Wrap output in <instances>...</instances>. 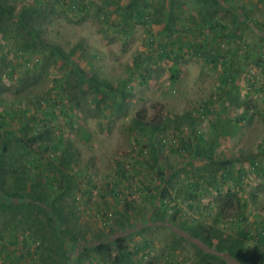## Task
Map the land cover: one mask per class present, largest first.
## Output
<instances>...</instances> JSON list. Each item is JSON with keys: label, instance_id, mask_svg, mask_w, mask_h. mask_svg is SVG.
<instances>
[{"label": "rangeland", "instance_id": "1", "mask_svg": "<svg viewBox=\"0 0 264 264\" xmlns=\"http://www.w3.org/2000/svg\"><path fill=\"white\" fill-rule=\"evenodd\" d=\"M3 1L0 150L8 166H26L7 184L17 175L48 208L54 199L59 229L83 254L68 256L39 203L25 200L0 204V264H260L212 250L197 226L239 255L264 254V0H122L149 7L126 25L94 8L105 0ZM30 7L41 10L31 19L42 43L66 58L19 26ZM36 131L44 140L25 145ZM107 238L110 250L88 247Z\"/></svg>", "mask_w": 264, "mask_h": 264}, {"label": "trees", "instance_id": "2", "mask_svg": "<svg viewBox=\"0 0 264 264\" xmlns=\"http://www.w3.org/2000/svg\"><path fill=\"white\" fill-rule=\"evenodd\" d=\"M2 2L5 3V1L0 0ZM85 2H89V0H84ZM38 3H40L39 1H37ZM122 0H105V3L102 4L101 6H99L100 8L94 7L96 9H99L102 11V15L105 17L106 21H109L108 23L111 22V18H112V14L115 12H118L121 16H122V24L124 23L129 24L131 19L134 20H139L141 18H146L148 17V15L146 14L147 11L149 10L148 6H142L138 5L137 2H135L132 6H129V4L125 5L121 3ZM95 5H98V3L96 2H92ZM73 6H75L78 10L77 13H86V11L88 9L85 10V8H82V6H80L79 4H74ZM83 6H86V4H83ZM112 7V8H111ZM114 7V9H113ZM95 9V10H96ZM43 12V10H42ZM33 13L38 14V17H40L41 14V10L40 8H28L27 10H23L18 17V24L20 27H22L24 30H26L32 38V43L35 45L36 43H42L41 39H40V29L39 27L42 26L41 23L37 22L36 19H31V16ZM8 8L6 5H4L3 3L0 2V32L4 29L3 28V20H4V15H8ZM11 17H13L12 14H10ZM106 24V23H105ZM32 44L30 43H26V45H23V48H28L31 47ZM42 46L44 47V49L49 50L50 54H55L57 56V58H66V53L63 52V50L60 47H54L52 45H48L47 43H42ZM5 47V46H3ZM160 47L163 48L164 44H160ZM9 51V50H8ZM163 51V50H162ZM171 51H166L167 55H170ZM8 55V52L4 51V53L1 56V59H5L6 56ZM75 71H77L79 74H81V70H76L77 67H74ZM172 73H173V80H177L178 76H179V70L177 67L172 69ZM81 79L85 80L84 77L79 76ZM88 81H90V84L93 88H95L96 90H98L99 92H106V91H110V92H116V88L114 85H112L110 82L106 81V80H99L96 77H91V78H87ZM120 96L126 97V92L124 91H120ZM146 111L147 110H142L140 112H138L137 114V123L139 126H144L145 125V120H146ZM210 111V110H209ZM160 116H158L159 119ZM194 118V116H193ZM196 118V117H195ZM194 118V119H195ZM203 135V134H202ZM45 138V132H40V131H36V133L34 135L28 136L27 140L25 141V145H31V147L38 143L41 140H44ZM192 141V139H191ZM60 142L61 139L59 138L58 143H56L54 145V150L58 151L60 146L59 144H61ZM194 142V141H193ZM25 148V147H24ZM8 150L7 146H5V148H3L2 150H0V204L1 205H5L7 207H11V206H18L20 204H26L25 200H30L31 202H29L30 204L33 203H39V204H35V206L38 207L39 211L41 213H44L47 217V221L49 223V227L53 228L55 230V234L54 235H59L61 236L62 234V239L65 240V244L67 246V250H68V256H70V254H75V258L74 260H79L82 257H80L83 252H79V248H80V244L77 243V239L74 238L72 236V234H70L69 232H65L61 229H59V226L61 225L62 221H63V217L62 214H60V209L57 207L54 199V205L49 206V208L47 207L46 204H44L42 197H34L32 195L31 192L28 191L27 189V185H25L24 181L25 180H19V177L16 175L15 176V182L11 185V184H7V180L6 177L8 175H14L16 173L19 174H25L26 171V166L22 167H14L11 165H7L5 164L4 161V152H6ZM27 150L23 151V154L26 153ZM199 156L204 157V158H208L210 160H213V155H208V154H203L202 151H199ZM229 162H225L224 164H228ZM121 164V161H120ZM122 165V164H121ZM10 185V186H9ZM26 186V188H25ZM168 191V189L165 190V192ZM37 201V202H36ZM42 203V204H41ZM51 208V209H50ZM108 212H102L101 216L104 218L103 223L104 224H109L110 220H112L114 218V213L112 211V216H107ZM100 214V211H99ZM197 229H199V233H198V237L203 239V242L205 244H207V246H209L212 250L216 249L219 252H221L222 254H228L232 257H234L236 260L238 261H242L245 262L249 259H252L254 262L260 263V264H264V254L263 253H254L252 254V256H248L247 254H241L239 255L234 247V245H229V246H219L218 244H216L213 240V236H212V227H207L204 226L202 224H198ZM58 237V236H57ZM111 243L112 241L109 240L108 238L104 241H101L99 243H93L94 245L89 244V248L91 249H95L96 251L100 252L103 251L105 249H109L111 247ZM37 246H39L40 244H36ZM78 252V253H75ZM81 253V254H80ZM213 253L210 252L208 253V255H212ZM131 255V252H127L125 254H121V260L122 261H127V258ZM73 260V261H74ZM59 264H63V263H59Z\"/></svg>", "mask_w": 264, "mask_h": 264}, {"label": "built area", "instance_id": "3", "mask_svg": "<svg viewBox=\"0 0 264 264\" xmlns=\"http://www.w3.org/2000/svg\"><path fill=\"white\" fill-rule=\"evenodd\" d=\"M196 110H195V112L197 113V115L199 116V117H205V108H204V106H200V107H196L195 108ZM107 216L109 217V216H112V212L111 213H107Z\"/></svg>", "mask_w": 264, "mask_h": 264}]
</instances>
